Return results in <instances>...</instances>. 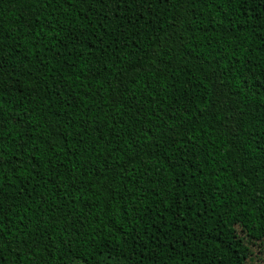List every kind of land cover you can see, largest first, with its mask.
Instances as JSON below:
<instances>
[{"label":"trees","instance_id":"16d2710c","mask_svg":"<svg viewBox=\"0 0 264 264\" xmlns=\"http://www.w3.org/2000/svg\"><path fill=\"white\" fill-rule=\"evenodd\" d=\"M224 166L264 198V0H0V264H205Z\"/></svg>","mask_w":264,"mask_h":264},{"label":"rangeland","instance_id":"374dc122","mask_svg":"<svg viewBox=\"0 0 264 264\" xmlns=\"http://www.w3.org/2000/svg\"><path fill=\"white\" fill-rule=\"evenodd\" d=\"M240 178L238 172L224 166L214 183V198L228 206L227 226L216 231L221 245L205 264H264L259 254L264 247V198Z\"/></svg>","mask_w":264,"mask_h":264},{"label":"snow or ice","instance_id":"6c2138e0","mask_svg":"<svg viewBox=\"0 0 264 264\" xmlns=\"http://www.w3.org/2000/svg\"><path fill=\"white\" fill-rule=\"evenodd\" d=\"M259 254H260V256L264 257V247H262V248H261V250H260V253H259Z\"/></svg>","mask_w":264,"mask_h":264}]
</instances>
